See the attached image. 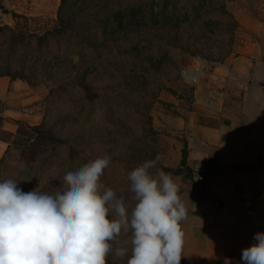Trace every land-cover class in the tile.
<instances>
[{
  "label": "rangeland",
  "instance_id": "obj_1",
  "mask_svg": "<svg viewBox=\"0 0 264 264\" xmlns=\"http://www.w3.org/2000/svg\"><path fill=\"white\" fill-rule=\"evenodd\" d=\"M0 3L1 26L42 34L56 27L62 0ZM67 5L81 8L79 19L94 13L90 33L80 47L62 39L44 49L52 64L61 56L66 70L90 68L87 79L96 96L87 99L79 86L51 94L55 77L35 85L21 80L38 97L31 104L38 122L20 121L15 134L0 129L8 142L0 182L14 180L24 192L54 194L63 188L66 173L108 156L111 163L100 182L123 192L130 209L127 174L148 160L155 161L151 173L162 167L159 153L170 144L171 120L197 84L188 70H199V78L252 41V23L264 25V0H67ZM3 112L0 101V121ZM41 124L45 141L30 130ZM127 259L109 255L107 264H127Z\"/></svg>",
  "mask_w": 264,
  "mask_h": 264
},
{
  "label": "crops",
  "instance_id": "obj_2",
  "mask_svg": "<svg viewBox=\"0 0 264 264\" xmlns=\"http://www.w3.org/2000/svg\"><path fill=\"white\" fill-rule=\"evenodd\" d=\"M252 24L254 39L236 54L199 78V70H188L197 81L193 97L171 120L170 144L160 149V164L189 209L180 264H242V249L264 232V25ZM37 98L23 81L0 77V129L15 134L20 121L36 124ZM7 150L0 137V163ZM184 150L189 177L173 173ZM196 167L205 169L204 185Z\"/></svg>",
  "mask_w": 264,
  "mask_h": 264
},
{
  "label": "clouds",
  "instance_id": "obj_3",
  "mask_svg": "<svg viewBox=\"0 0 264 264\" xmlns=\"http://www.w3.org/2000/svg\"><path fill=\"white\" fill-rule=\"evenodd\" d=\"M108 156L66 173L54 194L24 192L14 180L0 182V264H180L187 208L170 173L155 174L148 160L128 172L129 209L123 192L100 178ZM242 249V264H264V232ZM130 254V256H129Z\"/></svg>",
  "mask_w": 264,
  "mask_h": 264
},
{
  "label": "trees",
  "instance_id": "obj_4",
  "mask_svg": "<svg viewBox=\"0 0 264 264\" xmlns=\"http://www.w3.org/2000/svg\"><path fill=\"white\" fill-rule=\"evenodd\" d=\"M0 9L4 10L1 3ZM80 13L81 8L79 6L73 9L67 5V0H62L58 11V23L51 31L38 34L0 25V77L7 76L11 80H23L30 85L45 81L48 77H55V89H51V94L65 92L70 88L69 86H79L84 89L87 99L91 100L94 98L96 94L93 92L92 83L87 79L88 75L92 73L90 68L85 69L84 72H81V69L66 70L61 66V56L58 57L56 64H52L48 60L49 55L44 49L45 46L47 47L53 42L57 45L62 44V39L72 40L74 47H80L81 43L85 42L87 33L91 31L89 26L92 25L89 21L94 17V13H92L90 15L91 18H85L88 15L85 12L81 17L85 21H82L78 17ZM13 15L17 19L23 18L15 13ZM66 57L69 58L68 55ZM55 67L56 69L53 70ZM57 73H61L63 76H58ZM52 74L56 75L50 76ZM58 79L60 80L58 81ZM44 125L41 124L30 128L31 131L38 134V139L43 141L46 140L47 136L43 133L45 130ZM185 159L186 152L184 150L183 161L178 169L173 170L174 174L191 176L192 171L190 173L185 167ZM159 169L162 171L167 170L164 167H159Z\"/></svg>",
  "mask_w": 264,
  "mask_h": 264
},
{
  "label": "built area",
  "instance_id": "obj_5",
  "mask_svg": "<svg viewBox=\"0 0 264 264\" xmlns=\"http://www.w3.org/2000/svg\"><path fill=\"white\" fill-rule=\"evenodd\" d=\"M193 174H195L198 177L199 182L204 185L206 183V178H205V169L202 167H196L193 170Z\"/></svg>",
  "mask_w": 264,
  "mask_h": 264
}]
</instances>
